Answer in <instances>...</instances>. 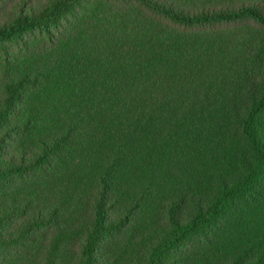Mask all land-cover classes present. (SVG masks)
Segmentation results:
<instances>
[{"label": "trees", "instance_id": "1", "mask_svg": "<svg viewBox=\"0 0 264 264\" xmlns=\"http://www.w3.org/2000/svg\"><path fill=\"white\" fill-rule=\"evenodd\" d=\"M0 264H264V0H0Z\"/></svg>", "mask_w": 264, "mask_h": 264}]
</instances>
